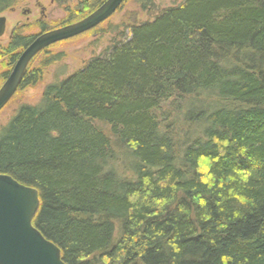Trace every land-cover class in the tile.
Returning <instances> with one entry per match:
<instances>
[{"label": "trees", "instance_id": "1", "mask_svg": "<svg viewBox=\"0 0 264 264\" xmlns=\"http://www.w3.org/2000/svg\"><path fill=\"white\" fill-rule=\"evenodd\" d=\"M103 1L80 0L39 33ZM146 9L19 104L0 127V173L37 190L32 224L65 264H264V0ZM22 28L0 48V86L33 39Z\"/></svg>", "mask_w": 264, "mask_h": 264}, {"label": "water", "instance_id": "2", "mask_svg": "<svg viewBox=\"0 0 264 264\" xmlns=\"http://www.w3.org/2000/svg\"><path fill=\"white\" fill-rule=\"evenodd\" d=\"M124 1L104 0L82 19L35 34L0 86V111L19 88L33 56L56 42L97 27L114 14ZM5 29V18L0 16V36ZM39 206V195L35 188L0 173V264H65L59 247L32 224Z\"/></svg>", "mask_w": 264, "mask_h": 264}, {"label": "rangeland", "instance_id": "3", "mask_svg": "<svg viewBox=\"0 0 264 264\" xmlns=\"http://www.w3.org/2000/svg\"><path fill=\"white\" fill-rule=\"evenodd\" d=\"M62 1V2H61ZM80 0H17L13 7L0 14L5 18V32L0 36V48L7 45L10 35L16 31H23V34L32 35L40 32L37 23L58 25L66 16L65 8L71 9ZM183 0H125L122 5L107 20L103 21L95 29L87 30L74 38L65 39L51 45L48 53H39L33 56L27 68L33 69L40 65L47 55H59V60L43 67L41 81L34 87H26L17 90L10 101L0 111V127L7 122L14 110L21 103H37L41 97L45 85L61 80L67 75L78 70L92 56L109 46L112 37L119 38L113 31L122 30V24L131 23L130 19L137 22L149 19L146 8L161 10L163 7L172 6ZM144 5V6H143ZM1 51V50H0ZM5 57L0 56V73L4 71L3 61ZM26 68V70H28Z\"/></svg>", "mask_w": 264, "mask_h": 264}, {"label": "bare ground", "instance_id": "4", "mask_svg": "<svg viewBox=\"0 0 264 264\" xmlns=\"http://www.w3.org/2000/svg\"><path fill=\"white\" fill-rule=\"evenodd\" d=\"M93 29V28H92ZM82 34V33H81ZM79 35V34H78ZM74 38V37H73ZM70 39V38H69ZM53 45V44H52Z\"/></svg>", "mask_w": 264, "mask_h": 264}, {"label": "flooded vegetation", "instance_id": "5", "mask_svg": "<svg viewBox=\"0 0 264 264\" xmlns=\"http://www.w3.org/2000/svg\"><path fill=\"white\" fill-rule=\"evenodd\" d=\"M59 1V0H58ZM11 36V35H10ZM10 38V37H9ZM42 52V51H41Z\"/></svg>", "mask_w": 264, "mask_h": 264}]
</instances>
